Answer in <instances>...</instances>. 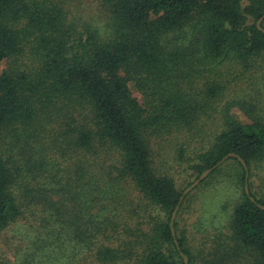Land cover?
<instances>
[{
  "label": "trees",
  "instance_id": "16d2710c",
  "mask_svg": "<svg viewBox=\"0 0 264 264\" xmlns=\"http://www.w3.org/2000/svg\"><path fill=\"white\" fill-rule=\"evenodd\" d=\"M56 1L0 0V264H264V197L248 182L264 157L258 102L196 127L228 85L206 75L264 57V0H102L106 37L65 28ZM160 158L194 180L212 168L198 185L236 172L228 236L190 247L176 220L189 193L172 233L184 189Z\"/></svg>",
  "mask_w": 264,
  "mask_h": 264
},
{
  "label": "rangeland",
  "instance_id": "374dc122",
  "mask_svg": "<svg viewBox=\"0 0 264 264\" xmlns=\"http://www.w3.org/2000/svg\"><path fill=\"white\" fill-rule=\"evenodd\" d=\"M56 2L64 14L65 28L82 33L91 31L101 37L108 36L110 15L102 0H57ZM29 58L28 54L23 60ZM6 65L5 61L0 63V75ZM206 78L228 85L223 92V97L214 104L217 113L214 112L207 117L202 115L196 127L205 125L211 129L221 128L222 108L232 99L246 103L257 101L255 107L257 111L254 115L264 120V57H258L245 65L237 61H227L214 70V74L206 75ZM131 89L133 95L140 101L141 96L138 91ZM206 113H210L208 108L203 114ZM230 114L243 125L251 123L250 117L238 107H232ZM186 138L192 148L194 143L199 142L200 136L199 134L189 135V137L186 135ZM192 155L191 152L188 157ZM184 166L167 168V161L163 158L156 169L159 175L170 177L179 189L185 190V186L195 180L193 173L185 171ZM235 175L234 170L227 168L224 172L209 177L187 195L176 220L178 232L184 234L190 247L200 249V246L213 244L219 232L223 237L228 236L227 213L241 196ZM248 180L255 195L264 197V157L250 164Z\"/></svg>",
  "mask_w": 264,
  "mask_h": 264
},
{
  "label": "water",
  "instance_id": "95a60500",
  "mask_svg": "<svg viewBox=\"0 0 264 264\" xmlns=\"http://www.w3.org/2000/svg\"><path fill=\"white\" fill-rule=\"evenodd\" d=\"M264 19V16L263 17H261L258 21H257V27L260 29V30H262L263 32H264V30L263 29H261V27H260V23H261V21ZM228 158H236L239 162H240V164L243 166V168L245 169V171L247 170V167H246V165H245V163H244V161L241 159V158H239L237 155H235V154H228L227 156H225L224 158H223V160H222V162L223 161H225V160H227ZM222 162H219L216 166H219ZM215 166V167H216ZM214 167V168H215ZM211 171H212V168L211 169H207V170H205L190 186H188L184 191H183V193H182V196L180 197V199H179V202H178V204H177V206L175 207V209H174V211L172 212V214H171V219H170V227H171V230H172V233L174 234V231H173V228H172V225H173V222H174V220H175V217H176V214H177V211H178V209H179V206H180V204H181V202L183 201V199H184V197L188 194V193H190L202 180H204L210 173H211ZM247 180V174H246V177H245V181ZM244 191H245V193L248 195V193H249V191H248V187H247V185L245 184V186H244ZM261 209H264L263 207H261ZM183 261H184V264H187L188 263V260H187V258L186 257H183Z\"/></svg>",
  "mask_w": 264,
  "mask_h": 264
}]
</instances>
